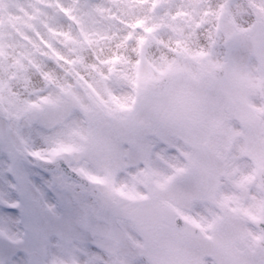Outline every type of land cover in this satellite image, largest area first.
I'll list each match as a JSON object with an SVG mask.
<instances>
[{"label": "snow or ice", "instance_id": "snow-or-ice-1", "mask_svg": "<svg viewBox=\"0 0 264 264\" xmlns=\"http://www.w3.org/2000/svg\"><path fill=\"white\" fill-rule=\"evenodd\" d=\"M0 264H264V0H0Z\"/></svg>", "mask_w": 264, "mask_h": 264}]
</instances>
